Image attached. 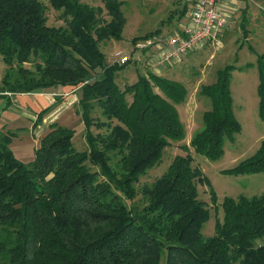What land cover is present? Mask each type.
<instances>
[{"label": "trees", "instance_id": "16d2710c", "mask_svg": "<svg viewBox=\"0 0 264 264\" xmlns=\"http://www.w3.org/2000/svg\"><path fill=\"white\" fill-rule=\"evenodd\" d=\"M48 2L66 25H49L41 0H0V56L6 65L18 66L17 77L8 72L1 78L0 93L79 88L86 148L73 146V128L54 122L33 159L23 162L9 146L16 132L0 131V264H264V191L225 197L215 234L201 233L209 210L197 184H209L192 166L190 149L216 159L224 139L239 131L230 89L234 66L217 69L213 82L200 85L198 93L210 100V108L180 146L187 153L175 155L161 175L143 184L145 203L135 208L127 204L137 195L134 182L160 162L165 146L184 139L177 106L187 89L147 67L142 72V59L119 64L101 49L105 40L121 38L123 0H103V8L81 0ZM103 9L109 21L101 17ZM187 9L182 2L172 18L180 19ZM158 33L133 37L132 44ZM131 64L136 80L121 87L118 78ZM257 70L263 119L264 53ZM93 125L101 132L93 133ZM263 170L264 138L254 155L225 172Z\"/></svg>", "mask_w": 264, "mask_h": 264}, {"label": "rangeland", "instance_id": "374dc122", "mask_svg": "<svg viewBox=\"0 0 264 264\" xmlns=\"http://www.w3.org/2000/svg\"><path fill=\"white\" fill-rule=\"evenodd\" d=\"M46 5L47 23L49 25H66L60 17V11L54 10L48 0H41ZM92 6L102 7L103 0H81ZM181 0H123L121 10L126 18V23L121 32V38L118 40H105V45L101 49L110 54L117 52L132 51V59L144 60V66L138 65L142 72H145L146 59H150L152 51L159 52L152 47L151 49H134L132 38L154 32L159 29L160 35H166L178 20L172 18V12L179 7ZM248 2V1H245ZM262 8L253 4L252 9L242 14L238 20L239 25H243L248 30L247 36L233 26V30L224 38L223 47L219 50H210L203 53H191L187 55L176 67L167 69L161 75L176 79L182 82L187 89L186 100L177 106L180 120L184 126V139L182 141L171 142L165 146L162 158L156 165L149 167L145 173L139 176L135 183L137 195L132 201L127 200V204L133 207H142L145 203V197L141 194L143 184L151 183L155 178L161 175L177 154L185 155L180 146L187 144L197 129L202 124V113L209 109L210 102L207 98L201 96L199 92L200 85L208 84L215 79L216 71L225 65H233L231 72L230 89L232 92L233 110L235 117L240 125L239 131L226 137L223 143V153L216 159H208L203 155L195 154L190 149L192 155V166L199 168L208 180L206 183H198V197L203 200L209 210L208 218L203 222L201 233L205 236L215 234L216 221L222 220L221 203L225 197L237 198L240 195L252 196L258 195L264 191V170L251 174H232L225 170L239 164L242 160L254 155L264 138V118L258 114V70L257 59L264 53V0L260 1ZM252 13L253 18L250 14ZM171 15L170 18H168ZM263 16L261 20H255L258 16ZM177 16V15H176ZM101 17L109 21L110 16L103 9ZM172 19V23H166ZM177 21V22H176ZM239 28V26H238ZM225 45V46H224ZM228 45V46H227ZM227 47V48H226ZM247 65V67H245ZM25 68L33 69L32 64L25 63ZM17 62L10 66L6 65L0 56V80L8 72L10 77H17ZM137 73L131 64L126 72L118 78L119 85L133 83L136 80ZM46 89V88H45ZM93 115H96L95 113ZM70 128L74 129L72 139L73 146L77 150L86 148L84 138L85 128L80 116L75 121H71ZM93 133L101 132L95 125L92 126ZM23 134V133H22ZM90 166V164H87ZM92 169L94 167L90 166ZM213 191L215 202L210 200V191Z\"/></svg>", "mask_w": 264, "mask_h": 264}, {"label": "crops", "instance_id": "0c3cea01", "mask_svg": "<svg viewBox=\"0 0 264 264\" xmlns=\"http://www.w3.org/2000/svg\"><path fill=\"white\" fill-rule=\"evenodd\" d=\"M184 1L189 6L187 0H181L179 2L181 3L179 7L182 6V2ZM260 1L261 0H224L220 4L219 11L227 14L229 18L228 25L224 28L221 35L222 46L216 47L212 41H207L196 50L186 53L169 62L160 61L162 49L159 45H152L142 49L140 48L142 51L154 47L159 51L158 53L152 51L150 59H146V65L151 67L153 72L161 75L162 73H165L167 69L176 67L191 53H203L213 49H221L223 47L224 38L233 30V26L236 25L237 29H240L241 33L243 32L242 25L237 23L240 16L245 14L246 17L250 9H252L253 4L258 5L261 9L263 6ZM183 16L184 18L181 21L179 20V22L181 24H188L187 11ZM250 16L253 18L252 13ZM260 18H263V16L259 15L255 20H261ZM178 29L179 28L176 25H173V28L166 35H160L158 33L153 36L168 37ZM149 38L150 37L139 40L135 44L142 43L143 41L145 42ZM79 97V88L60 85L38 92L0 93V131L5 132L10 130L16 132V135L12 137L9 145L15 157L23 162L31 161L34 155V149L38 147L40 139L49 131V125L51 123L55 122L66 127H71L70 123L67 122V118L70 119L71 122L79 117L77 112ZM49 106L52 107H50L41 118H38L39 112Z\"/></svg>", "mask_w": 264, "mask_h": 264}, {"label": "built area", "instance_id": "2783aa9c", "mask_svg": "<svg viewBox=\"0 0 264 264\" xmlns=\"http://www.w3.org/2000/svg\"><path fill=\"white\" fill-rule=\"evenodd\" d=\"M224 0H189L187 10L188 24H178V30L168 37L153 36L145 42L137 43L134 49L159 45L161 62H169L192 52L207 41H212L216 47L222 46L221 35L228 25L227 14L219 11ZM132 52H117L113 61L124 64L131 58Z\"/></svg>", "mask_w": 264, "mask_h": 264}]
</instances>
